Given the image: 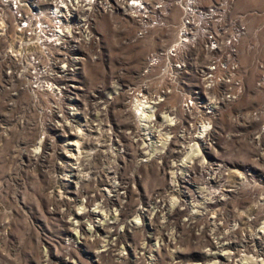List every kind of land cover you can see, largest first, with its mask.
Returning <instances> with one entry per match:
<instances>
[{
  "label": "rangeland",
  "instance_id": "374dc122",
  "mask_svg": "<svg viewBox=\"0 0 264 264\" xmlns=\"http://www.w3.org/2000/svg\"><path fill=\"white\" fill-rule=\"evenodd\" d=\"M231 14L241 15L246 26L239 58L247 94L240 105L251 108L262 103V97L252 102L254 96L248 94L254 92L255 65L264 60V0H233ZM113 22L101 19L103 57L84 69L85 92L74 117L64 116L66 101L51 103L50 95L34 98L0 81V264H225V234L239 242L243 234L255 233L264 223V201L257 204L244 188H238L239 196L225 199V160L230 164V182L239 174L233 162L250 161V147L244 141L235 139L237 143L225 146V118L216 145L207 150L189 146L179 154L178 146H167V140L161 146H112L111 140L124 145L136 141L126 120L116 114L101 117L99 111L109 105L104 104L111 95L117 62L128 58L134 73L146 53L161 45L147 40L120 46L132 32L119 31ZM171 39L168 36L163 43ZM99 86L105 88L103 97ZM62 126L70 127L64 136L58 131ZM159 137L162 141L165 136ZM69 156L72 166L85 157L81 184L74 183ZM210 163L220 165V173L215 170L216 180L204 182V166ZM220 174L222 179L217 178ZM256 183L264 194V178ZM114 184L119 186L116 195ZM190 189L202 193L204 200H187L194 198ZM72 190L77 200L67 198ZM81 190L92 199L104 194L102 204L92 200L93 211H88L92 216L84 213ZM212 196L218 197L215 203L221 201L204 209L201 202ZM92 219L103 221L100 225ZM111 221H116L113 227L107 224ZM247 245L249 253L238 243L231 244L238 256L226 264H264V256L251 253L261 250L264 241Z\"/></svg>",
  "mask_w": 264,
  "mask_h": 264
},
{
  "label": "built area",
  "instance_id": "2783aa9c",
  "mask_svg": "<svg viewBox=\"0 0 264 264\" xmlns=\"http://www.w3.org/2000/svg\"><path fill=\"white\" fill-rule=\"evenodd\" d=\"M232 4L233 0H0V81L34 98L50 95L51 103L66 101L68 112L64 116L74 117L85 92L81 82L84 69L103 57L101 19L111 18L119 31L132 32L119 42L120 46L147 40L161 42L160 47L146 53L134 73L128 58L121 57L117 62L109 87L111 95L104 104L109 105L99 111L101 117L116 114L126 120L133 126L136 141L130 139V144L124 145L111 140L112 146H161L167 140V146H178L179 154L189 146L207 150L216 145L215 138L223 132L225 118V146L238 139L250 147L248 163L233 162L239 174L231 182L230 164L225 160V199L233 198V194L239 196L238 188H244L260 204L264 194L256 180L264 178V60L255 65L254 92L248 94L254 96L249 99L252 102L262 97V103L242 107L247 93L240 71L239 47L246 26L241 15L231 14ZM168 36L171 41L163 43ZM102 90L105 88L99 86L100 97ZM109 107L114 109L108 110ZM226 125L237 132L229 131ZM69 128L62 126L58 131L64 136ZM157 133L165 136L162 141ZM71 156L70 172L75 176L74 183L81 184L86 176L85 157L72 166ZM219 168L215 163L204 166V182L215 181L214 171L220 173ZM218 177L222 179L223 174ZM111 188L116 195L119 186L114 184ZM188 191L194 198L187 194V200H204L199 191ZM70 195L69 200L78 199L74 190ZM97 195L92 199L81 190L85 214L92 216L88 212L93 211L92 200L99 201L104 196ZM215 197L201 202L203 208L216 206L221 199L215 203ZM87 200L90 203L86 207ZM112 215L109 212L110 219ZM102 221L92 219L100 225ZM111 222L107 224L113 227L116 221ZM229 235L225 234V264L238 256L231 244L238 243L243 252L249 253L250 241H264V223L255 233L243 234L239 242L232 241ZM251 253L262 258L264 246Z\"/></svg>",
  "mask_w": 264,
  "mask_h": 264
}]
</instances>
